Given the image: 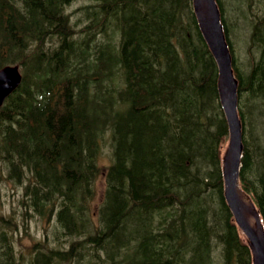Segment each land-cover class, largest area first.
<instances>
[{
    "label": "trees",
    "instance_id": "16d2710c",
    "mask_svg": "<svg viewBox=\"0 0 264 264\" xmlns=\"http://www.w3.org/2000/svg\"><path fill=\"white\" fill-rule=\"evenodd\" d=\"M71 1L0 0V67L22 71L0 105V173L68 238L51 245L46 231L25 256L0 213V264H252L223 197L227 125L190 0ZM216 2L237 79L238 185L264 226V0Z\"/></svg>",
    "mask_w": 264,
    "mask_h": 264
},
{
    "label": "water",
    "instance_id": "95a60500",
    "mask_svg": "<svg viewBox=\"0 0 264 264\" xmlns=\"http://www.w3.org/2000/svg\"><path fill=\"white\" fill-rule=\"evenodd\" d=\"M199 29L217 66V93L227 125V144L222 155L223 195L236 223L247 237L252 264H264V229L259 213L250 200L238 191V170L242 154L241 125L237 115V79L233 74L231 56L220 21L216 0H191ZM18 64L0 67V104L20 83ZM245 196V195H244ZM246 198V196H245ZM251 215L253 224L248 222Z\"/></svg>",
    "mask_w": 264,
    "mask_h": 264
},
{
    "label": "rangeland",
    "instance_id": "374dc122",
    "mask_svg": "<svg viewBox=\"0 0 264 264\" xmlns=\"http://www.w3.org/2000/svg\"><path fill=\"white\" fill-rule=\"evenodd\" d=\"M89 0H72L69 9L75 8L76 5L88 2ZM75 13L73 12V17ZM80 15L76 16V18ZM85 16V15H84ZM83 22V19H79ZM80 25V24H78ZM238 35V33H237ZM237 35L233 37L235 46L237 49L240 48L241 44L237 41ZM240 44V46H239ZM240 58L244 57V50L240 49ZM237 92V90H236ZM111 137L110 134H105L101 150L97 156V164L99 166V174L96 178V195L94 202H98L101 193L104 188V171L106 166L111 161ZM23 186L16 184L13 180L6 175L5 172L0 173V213L3 215H11L13 219L18 223V226H14L13 237L14 246L17 251L23 255H31L33 248L32 245L38 240H42V236L47 231L48 240L50 244L64 246L68 243V238L65 236L58 235L53 230L55 228L54 219L51 218L49 221L45 218H41L31 209L25 206V199L22 196ZM25 208L28 212L25 213ZM253 219V218H252Z\"/></svg>",
    "mask_w": 264,
    "mask_h": 264
},
{
    "label": "bare ground",
    "instance_id": "6f19581e",
    "mask_svg": "<svg viewBox=\"0 0 264 264\" xmlns=\"http://www.w3.org/2000/svg\"><path fill=\"white\" fill-rule=\"evenodd\" d=\"M238 193L240 194V196H241L244 200L247 201V199L245 198V196H244L240 191H238ZM247 219H248V222H249L250 224H253V219H252V216H251V215H248V216H247Z\"/></svg>",
    "mask_w": 264,
    "mask_h": 264
}]
</instances>
